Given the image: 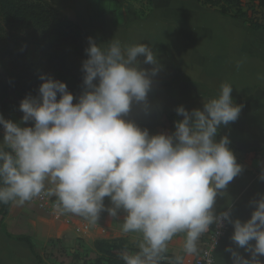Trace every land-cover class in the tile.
Listing matches in <instances>:
<instances>
[{
    "label": "clouds",
    "instance_id": "obj_1",
    "mask_svg": "<svg viewBox=\"0 0 264 264\" xmlns=\"http://www.w3.org/2000/svg\"><path fill=\"white\" fill-rule=\"evenodd\" d=\"M87 43L76 103L64 82L40 73L37 95L19 103L20 123L0 115V204L22 207L54 197V215L71 214L93 227L106 212L121 221L122 235L133 234L135 250L118 254L123 264H187L201 256L200 241L211 226L227 223L231 240L249 257L226 247L232 264H264V193L249 201L254 210L244 222L232 218L230 204L216 212L217 197L226 196L244 171L229 137L217 138L243 108L233 101V86L220 84L202 110L177 106L182 119L174 121V131L150 135L132 117L155 110L149 93L163 67L156 53L116 37L104 44L88 37ZM258 179L264 181V164ZM219 234L214 232L202 264H217ZM181 235L182 247L170 251Z\"/></svg>",
    "mask_w": 264,
    "mask_h": 264
},
{
    "label": "rangeland",
    "instance_id": "obj_2",
    "mask_svg": "<svg viewBox=\"0 0 264 264\" xmlns=\"http://www.w3.org/2000/svg\"><path fill=\"white\" fill-rule=\"evenodd\" d=\"M65 1L47 0L57 8L74 10L72 0ZM85 1L87 3V13H83L81 25L85 28L84 31L88 37L94 38L97 44L111 41L115 36H113L114 30L127 29L134 24L138 25L133 32L136 35L143 33L142 23L145 24V27L150 24L153 29L150 25L147 29L153 30V33L157 31L151 35L147 45L153 49L163 66L154 78L153 90L155 112L164 128L169 126L168 115L177 114L172 113L171 109L166 108L162 103L157 95L156 85L165 87L159 86L158 93L162 94L161 97L165 103L172 107H177V95L168 89L175 91L183 98L186 97L187 100L181 101L179 104V106H184L186 110H190V104L194 100H198L200 96L201 100L204 98L207 101L218 95L213 90L191 80L188 75L192 76V74L187 72L188 69L185 67H183L185 70L181 68V61L184 63L188 60L189 62H196L195 60L201 58V60L206 59L207 62H211L221 57L234 60L235 63L236 60H242L244 63L248 59L242 57L247 58L249 56L256 58L264 68V51L260 49L261 46H264V28L254 29L252 25H248L247 21L222 16L215 8L207 5L202 6V0ZM241 3L243 8L248 11L249 20L260 22L264 26V14L262 9L258 7V3L252 0H241ZM155 13L158 18H155ZM93 18H97L104 25L95 26ZM156 20L161 25L156 27ZM154 21L156 22L154 23ZM147 29L145 28V30ZM166 34L167 36H164ZM164 40L166 43H164ZM254 53L259 54V56H253ZM166 54L172 58L173 64H166V59H164ZM25 58L34 71L46 67L45 52L40 46L30 45ZM228 59L224 62L227 66H223L222 69L224 67L230 68L231 64L234 65V70H231L230 73L240 78L239 84L247 85V78L253 76L247 73V69L239 65L240 63L235 65ZM141 67L150 68L151 66L141 64ZM239 86L240 95L237 99H233L234 103L241 100L248 101L254 97L264 104V89H258L256 85L254 87ZM2 135L3 130L0 128V139H2ZM106 206H110V202ZM69 216L72 218L69 220L70 222L61 225L60 229L58 228V221H54L57 223L54 228V225L48 224L38 219V217L33 221L26 220L24 223L21 220L17 221L14 226L20 229V233L24 232V235H27L26 237L31 238L35 251L41 256L43 264H87L88 257L89 260L94 261L97 255L93 250L92 243L96 237L103 236L100 233L102 227L109 230L110 237H124L129 244L134 245L133 234L122 235L120 232L121 221L110 218L106 212L101 213L98 224L92 226V230L86 233L76 230L72 223V221L76 224L86 221L71 214ZM29 217L32 218L33 216L30 215ZM48 221H52V219ZM3 230L6 232L5 227H3ZM16 235L19 234H7L8 237Z\"/></svg>",
    "mask_w": 264,
    "mask_h": 264
},
{
    "label": "trees",
    "instance_id": "obj_3",
    "mask_svg": "<svg viewBox=\"0 0 264 264\" xmlns=\"http://www.w3.org/2000/svg\"><path fill=\"white\" fill-rule=\"evenodd\" d=\"M252 1L258 3L264 14V0ZM201 5L215 8L222 16L247 21L254 29L264 28L260 22L249 20L248 11L243 8L241 0H202ZM87 38L83 27L46 0H0V115L6 120L20 123L23 113L19 110V103L28 94L37 95L42 83L38 78L40 73L64 82L74 96L73 103H76V98L82 92L81 65L87 59L84 51L88 47ZM30 45L44 49V69L34 71L31 64L26 62ZM149 101L155 106L154 90L149 93ZM168 116L171 133L174 131V121L182 117ZM132 118L140 127L147 128L150 135L161 133L164 128L155 110L148 116L133 114ZM21 126H31V122ZM219 136H223L220 131L217 138ZM108 202L105 198L106 205ZM9 207L10 204H0V222L8 214ZM25 237L20 236V240L28 243L33 252L31 243ZM125 247L135 250L124 237L95 239L93 248L97 256L92 264H123L118 254ZM35 257L41 260L39 256Z\"/></svg>",
    "mask_w": 264,
    "mask_h": 264
},
{
    "label": "crops",
    "instance_id": "obj_4",
    "mask_svg": "<svg viewBox=\"0 0 264 264\" xmlns=\"http://www.w3.org/2000/svg\"><path fill=\"white\" fill-rule=\"evenodd\" d=\"M47 1V0H46ZM63 2H66L63 0ZM72 5L74 6V10L67 9V8H58L60 9L69 19L78 23L81 27V21H83V13H87V3L85 0H72ZM90 13V11H89ZM158 15L155 13V18ZM92 18V17H91ZM189 18V17H188ZM151 19V18H150ZM157 21V20H156ZM154 21V23L156 22ZM188 21V20H187ZM93 23L95 26H103L104 23H101L100 20L97 18H93ZM153 23V22H152ZM157 25H161L158 21L156 22ZM139 24V23H137ZM145 24L142 23L144 31L143 33L136 35L134 34V28L138 25H133L127 29H118L113 31V36L119 38L122 43L124 44H131V43H149V38L153 33V30L147 29ZM106 26V25H105ZM140 26V25H139ZM151 27V25H150ZM155 27V29H157ZM145 28L147 30H145ZM152 28V27H151ZM85 30V28L83 27ZM153 29V28H152ZM163 35V34H162ZM164 36H167L164 35ZM164 43L166 41L164 40ZM157 46V45H155ZM251 49V48H250ZM253 49V48H252ZM260 49L264 51V46H261ZM177 55V54H176ZM253 56H259V54L254 53ZM189 58V57H188ZM230 58V57H229ZM248 59V61L234 60L228 58H216L211 62H207L206 59H197L196 62H180L181 68L185 67L187 72L191 75H188L191 80L196 81L198 84L205 86L219 93V85L228 82L233 86V91L231 96L233 99H237L240 95V86H250L254 87L255 85L258 86V89H264V79H259L258 75L264 76V68L258 63L256 58L254 57H242ZM166 64L171 65L172 58L166 54ZM231 60L233 64H239L244 66L247 69V73L251 74L252 78H247V85L239 84L240 78L238 76L233 75L230 73L231 70H234V65H230L229 67L225 65L226 60ZM184 60V59H183ZM252 61V62H251ZM229 64V63H228ZM184 65V66H183ZM189 66V68H187ZM183 68V70H185ZM184 72V71H183ZM233 75V76H232ZM191 76V77H190ZM196 76V77H195ZM256 81V82H254ZM161 85H156L155 89L157 92L158 97L162 101V103L166 106V108L171 109L172 113H175V108L167 103L162 99L158 93V87ZM241 86V87H242ZM162 88H165L161 86ZM177 95V106H179L181 101L187 100L186 97L183 98L178 95L175 91H171ZM256 95V94H255ZM201 97V96H200ZM199 97L198 100H194L192 104H190V110L192 109H201L203 108V102L205 99ZM204 97V96H203ZM264 102V101H263ZM236 104H242L243 108L240 113V116L237 121L230 123L227 127H221L219 131L223 135H227L230 139L229 147L233 151L236 159L239 161L241 165L244 166V171L241 175L234 178V180L228 185L227 189L225 190L227 195L226 196H218L217 203H216V212L227 210L229 204L232 207V218L233 219H240L241 222L246 221L250 218L251 212L254 210L253 206L249 205V201L252 199L258 198V194L264 193V181H260L258 179L261 165L264 164V104L262 101L257 98H250L247 100H241L239 102H235ZM189 110V111H190ZM161 133H169V126L163 128ZM26 212V213H25ZM27 215V216H25ZM32 215L33 217H29ZM43 220L46 223H50L54 225V221H48L49 219L42 215L41 213L34 210L33 206L29 205L28 203L22 207H16L10 204L8 214L4 217V219L0 222V264H43L41 256L35 251V247L33 242L31 241L30 237H25L29 240L32 245L33 252L30 249L28 243L24 240H20V236H27L24 235L25 233L21 232L20 229L15 227V223L20 221L24 223L26 220L33 221V219L37 218ZM72 219L69 214L64 215V218L58 221V228L62 227L61 225L67 224L70 222L69 220ZM74 220V219H73ZM74 228L77 230L76 222L72 221ZM3 227L6 228V232H4ZM107 235L96 237V239H113L117 237H110V232L108 229ZM91 231V230H90ZM233 233V227L230 225L229 230L226 236L223 238L222 242L216 247L215 249V258L217 264H232L230 253L225 251L226 247H232L236 251H238L241 255L245 258L248 257V253L244 252L242 248H237L234 242L231 240V235ZM7 234H19L14 237H8ZM206 236V235H205ZM205 236L201 238L200 246H202ZM183 237L177 236L174 237L173 241L170 242L169 248L171 250H179L182 247ZM254 243V242H253ZM132 243H130L131 245ZM93 246V243H92ZM135 249V245H131ZM94 250V248H93ZM95 254L96 251L94 250ZM35 255L39 256L41 259L40 261L36 259ZM194 258V257H193ZM193 258H188L187 264H192ZM262 262H264V257H259ZM87 263L92 264L93 261L87 258Z\"/></svg>",
    "mask_w": 264,
    "mask_h": 264
},
{
    "label": "built area",
    "instance_id": "obj_5",
    "mask_svg": "<svg viewBox=\"0 0 264 264\" xmlns=\"http://www.w3.org/2000/svg\"><path fill=\"white\" fill-rule=\"evenodd\" d=\"M54 200H55L54 197L50 198V199L49 198H37L28 204L33 206L35 211L41 213L42 215H44L48 219H52V221H59L60 219L64 218V215L60 216V217H57L56 215H54L53 209H52V203ZM217 213H219V212H217ZM76 226H77V230H79L81 232L86 233V232H89L90 230H92V226L88 225V223L84 222V221L79 222ZM229 227H230V224H227V223H225L224 226L218 230L216 229L215 225L211 226L212 231L210 230L209 233L206 234L204 241H203V244L201 246V249H202L201 256L200 257H194L192 264H202L201 258L203 257V252L209 250V246L211 244V239H212L214 232L219 231V233H220L218 236L215 237L217 240V246H218L222 242L223 238L226 236V234L229 230ZM100 233L103 234V236L105 237V235H107L106 228L102 227L100 229ZM214 254H215V250L213 252V255ZM214 257H215V255H214Z\"/></svg>",
    "mask_w": 264,
    "mask_h": 264
}]
</instances>
